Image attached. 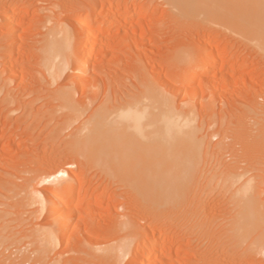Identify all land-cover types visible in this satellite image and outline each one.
Here are the masks:
<instances>
[{
    "label": "rangeland",
    "instance_id": "374dc122",
    "mask_svg": "<svg viewBox=\"0 0 264 264\" xmlns=\"http://www.w3.org/2000/svg\"><path fill=\"white\" fill-rule=\"evenodd\" d=\"M136 1L141 0H0V15L9 10L10 14L17 3L14 24H23L20 39L11 42L2 36L5 20L0 19V74L6 66L4 54L14 50L12 57L18 60L22 54L41 50L43 41L52 38L49 32L54 25L65 31L61 57L70 66L55 81L48 61L32 54L31 60H14L3 72L13 78L10 87L21 93L17 104L0 106L3 116L20 118L18 125L15 119L0 124V264H133L140 248H131L153 228L165 245L182 247L172 255L161 249L153 258L158 264H264V253L246 248L254 230L247 227L244 232L229 224L244 203L248 186L234 183L227 165L264 175V50L249 38L247 24L236 22L246 14L249 0H188L180 7L169 0H142L135 10ZM110 4L122 7L116 12L125 15L123 24L128 17L131 21L120 28L121 36L131 31L135 37L117 48L119 40L103 43L93 36L88 43L93 50L90 70L73 74L71 64L78 52L83 53L81 66L87 60L83 41L89 31H82L76 44L72 32L89 7L98 14L93 21L100 22ZM209 47L215 54L213 63H224L206 74L196 65ZM184 50L190 61L179 63ZM145 73L153 82L146 83L160 86L174 107L192 118L194 136L178 117L162 120L151 108L138 121L142 128L129 126L114 154L103 157L85 147L89 159L78 156L79 162L74 161L78 159L68 149L70 132L80 118L64 106L57 89L79 88L74 100L86 104L87 115L119 86L133 88L141 98L149 86L143 81ZM32 101L39 114L23 111L21 106ZM202 135L210 145L207 153L199 144ZM62 168L79 173L81 182L77 180L85 185L74 183L70 206L74 217L61 244L41 252L36 229L44 226L56 232L63 212L56 217L49 210L41 213L40 204H29L27 196L39 190L45 192V201L50 200L60 189L53 178ZM124 213L136 230L130 229V222L128 228L117 227L116 219ZM215 215L222 218L208 224ZM132 232L139 235L136 240L131 239ZM125 247L130 252L122 255Z\"/></svg>",
    "mask_w": 264,
    "mask_h": 264
},
{
    "label": "bare ground",
    "instance_id": "6f19581e",
    "mask_svg": "<svg viewBox=\"0 0 264 264\" xmlns=\"http://www.w3.org/2000/svg\"><path fill=\"white\" fill-rule=\"evenodd\" d=\"M186 1H188V0H169V2L170 3L172 2L173 5H175V6H176V3L179 4L178 7H180V4H182L183 2H186ZM142 3H143L142 0L136 1L133 8L135 10H137L139 8V6L142 5ZM17 6H18V4L14 3L12 7L10 6L12 8L10 14H9V12H10V10H9V12L7 11L8 14L4 13V16H2V13H1V15H0V16H2L0 19L3 18L2 20H5V22H4L5 27H3L2 30L0 29L2 31V36H3V38L5 36V38H7V40H9L11 42H13L15 40H19L20 39L19 37L22 34L21 30H22L23 24L21 22H19L18 24H14V23H17V21H15L17 18V13H15L16 9L18 8ZM120 7L114 6L113 4H110V6L108 7L104 16H100L101 18L99 17L101 19L100 22H94L93 21L94 18L98 16V14H97V11L94 7H89L88 14L80 21L79 25L72 32L73 42L76 44V42H78V41H76V39L80 35V33L82 31H85V30L89 31L85 40L83 41V48L85 50L84 53H85L87 60L85 62V65L81 66L80 59H81V56L83 53H81V51L78 52V54L76 56L77 60H75L71 64L72 69H73V74L83 73V72L86 73L90 70L89 62H90V58H91V54H92L93 50L91 51L88 49V43L93 36H96L97 38L100 37V40L103 43H108V42H111L114 40H119L121 45L119 44L117 46V48H121V46H123L125 43H127L130 40V38H133L134 33L132 34L131 31H129V34L123 35V36H125V38L123 36H121L120 30L122 29L123 25L127 24L126 22L129 20V17L127 18V15L130 16L131 13H130V10H127L128 12L126 13L127 15L125 17L127 19L123 24V20H125V19L122 18V15L123 16H125V15L121 11L116 12L117 9L120 10ZM126 8H127V6H126ZM247 8L248 9H244V10H246V14L244 13L243 16L239 17L241 19H242V17H244L243 18L244 21H243V19L242 20L240 19L236 22L238 24H241V22L247 24L246 27H247L248 35L250 36L249 38L251 40H255L258 44L257 45L258 48H262L264 50V0H249V6H247ZM26 10L28 11V9H26ZM45 11H46V9H45ZM22 15L24 16V14H22ZM22 22H23V19H22ZM130 22H128V23H130ZM11 27H13V30L10 29ZM114 28H116V29L113 31ZM117 28H118V30H117ZM10 30L12 31L11 33H9ZM126 33H128V31ZM49 34L52 35V38L51 39L46 38L43 41L42 46L39 48L41 50H39V51L35 50L32 54L34 55V58L36 57L35 59H37V60L45 59L46 61H48V64H49L48 68H49L50 74H51L52 78L55 81H57L58 79L65 76L66 74L64 75V72L66 71L67 68H70L69 60L66 61V60H64L65 59L64 57H61L62 53L65 51L64 50V48H65L64 47V41L66 39V36L64 35L65 31L63 29H57L55 25L50 28ZM58 34H61V36L58 37L57 36ZM72 38H70V40H72ZM210 41H211V39H210ZM69 42L71 43V41H69ZM13 47L15 48L14 45L12 46V48ZM74 48H76V46ZM211 50H212L211 47H209V49L202 56L199 63H197V65H196L197 69L198 68L201 69V67H204L203 71L201 70V72H204L206 74L207 73L209 74L211 69L212 68L214 69V66L217 68L219 66V64L222 65L224 63V60H220L219 64H217V63L214 64L213 63V57L215 54L212 53L213 50L212 51ZM13 52H14V50H13ZM13 52H10L9 54H4V57H5V55H6V57L2 58V59H5L6 66H4L5 68L3 69L5 72L9 71L8 66L11 64V62H12V64H14L13 62H15V61L18 62L19 59L22 61L27 60V59H29V60L32 59V57H31L32 54L31 55L30 54L25 55L27 58H25V56L22 54L20 57L18 56L19 57L18 60H15L16 58L13 59L14 56L12 57ZM186 53H187L186 50L182 51V53L180 55H178V56H180L181 61L180 60L177 61V59H178L177 58V59H175V62L177 61V62L181 63L183 60V63H184L186 59L188 61H190V54L188 55V53L187 54ZM18 55H19V53H18ZM62 58H64V59H62ZM187 60H186V62H188ZM5 64H3V65H5ZM10 66H12V65H10ZM241 67H243V65ZM12 69H14V68H12ZM12 69L10 71L13 72ZM4 71H1L2 74H0V91L3 92V94H2L3 96L0 99V104H1L0 106H1V108H2V106H4V108H8L9 106L11 107V105H13V104L18 103L19 95L21 92L18 90L20 92L19 93L16 89H15L16 90L15 91L13 88L10 87V84H11L10 82L13 78L11 75L6 78L3 75ZM14 71H16V70L14 69ZM230 71H232V69ZM197 72H200V71L198 70ZM9 74H11V73H9ZM195 74H197V73H194V75ZM13 75H14V73H13ZM194 75L192 74V76H194ZM230 77L231 76L228 75L226 77V79L228 78V80H229ZM149 79H151V78H149V74H148V77H147V74H146V76H143V81L145 80V84H148V85L150 84L149 81L146 83V81ZM151 83H153L152 79H151ZM159 87H157V85L156 86L154 85L152 87H151V85L147 86V88L144 91L145 93L143 92L144 95L141 98H139L138 94L135 93V90L133 88H130V87L124 88L123 86H119L118 88L113 89V91L111 93H109V96L105 97L102 100V103L99 104L98 107H96L93 111H91L90 114H87V115L85 114V111L87 110L86 104L84 102H79V101L74 100L75 94L80 92L79 88L76 91L66 90L63 88L57 89L59 96L61 98V101L63 102L64 106H66L69 110L74 112L75 117H77L78 119L80 118V123H79L78 127L76 129L74 128L75 130H71V132H70V133H72L71 134L72 137H70L71 140L68 137V139L70 140V142H69L70 144L68 143L69 144L68 149H70V152H72L73 155H76V157H77L76 159H78V160L74 159V161L79 162L78 156L88 158L85 154V150H83L85 147H92L95 150H98L100 155H102L103 157L109 156L110 153L114 154L116 152V150L114 149L115 146L117 145V149L118 148L120 149V146H118V145L123 142V141H121V138L123 137V135H125V133L127 131H129L130 127L138 128V129L143 127V125H141L140 122L138 123V121L141 118H143L145 115H149V110H151V108L155 112L154 115H157L162 120H168L170 118L178 117L177 118L178 120L184 122L183 124L187 128V131L190 134L194 133L195 129L192 125V118L189 116L188 117L185 116L186 113H184V110L179 109L180 108L179 106H178L179 108H175L177 106L174 105V101L173 102L171 101V98H170L171 96L170 97L167 96V94H165L164 91H161L159 89ZM30 88L32 90L35 89L34 86H31ZM97 96L93 97L94 101L97 100ZM89 100H90V98H89ZM21 107H22L23 111H25V112L26 111L27 112L28 111H30V112L36 111L34 101H32L31 103H28V104L26 103V104H24V106H21ZM18 108L20 109V106ZM36 112H37L36 114H39V110H37ZM23 114H25V113L23 112ZM3 115H4V113H3ZM3 115L1 112L0 113V124L9 125L15 119V117L13 118V116L11 117L10 115H5V116H3ZM19 119L20 118L15 119V122L17 125L19 123L18 122ZM35 125H36V123H35ZM37 125H38V123H37ZM29 127L31 130H34V128H35L34 125H32V124H31V126L29 125ZM191 135L194 136V134H191ZM204 138H205V136L202 135L198 138V140H199V144L201 146L203 145V149H204L203 151L205 153H207L209 151L210 145L207 142V140L205 141ZM0 141H1V139H0ZM93 154H95V152ZM80 160L82 161V163H84V161H83L84 159L80 158ZM74 161H72V162H74ZM220 162H222V161L220 160ZM69 163H71V162H69ZM239 167H237V168H239ZM63 168L60 171L58 170L59 171L58 174L55 173L56 175H54L53 180L56 181V183L59 182L58 187L60 186V189L51 195L50 200H48V201H45L46 199L44 200V197L46 198V196H45L46 194H44L45 193L44 191L38 190L36 192H30L28 194V196L26 193L29 191H27L25 193V195L28 198V199L27 198L26 199L28 200L29 204L30 203L36 204L35 202H38L40 204L41 213L43 211L46 212L49 210V213H51V216L56 217V215H58L59 212H61V211L63 212V220L59 224L56 232L53 233V231H51V229L44 227V226H41L37 229L34 228V229H36L35 235L37 234L36 239L41 241L42 242L41 245H43L42 248H41V246L39 248L41 252L44 249H46V247H48V246L53 248L54 246L57 247L58 244H61L60 242L64 238L65 231L69 228V226L73 220V217H74L72 209L70 208V206L72 204V200H73V199H71V195L73 193L74 183H76L80 179V177H78V175H79L78 172H77L78 174H75V172L69 173V170H67V169L63 170ZM227 168H229L228 171H230V175L233 177L234 183H238V184L248 186V190H247V194L245 195L246 198L244 199V203L241 205L238 213L231 216V218L229 219V224L230 225H232V224L237 225L238 229H240V231L243 230L244 232H246L247 227H250L251 230H254L252 240L248 244H246L247 245L246 248L248 251H252L254 253L261 252L263 254L264 253V200L261 197L264 193V190H262L263 186H264V175L253 174V172H250L249 169L244 168V167H240L244 171H239V169H237L236 166H234V165L233 166L227 165ZM79 181H78V183L81 182V181L80 182ZM80 184L83 185L84 183H80ZM24 191H25V189H24ZM26 196H24V197H26ZM81 198H83V196L80 195L79 201L80 200L82 201ZM27 200H26V202H27ZM98 200H101V198ZM73 203H74V201H73ZM94 203H95V201H94ZM98 204H99V202H98ZM35 212H38V211H35ZM38 213H36V216L38 215ZM41 217H43V216H41ZM1 218H2V216H1ZM221 218L222 217L215 215L211 219H208L207 223L213 224V223L217 222L218 220H220ZM129 220H130L129 216L124 213L122 215L121 219H120V217H119V219H116L117 227L118 226H120V227L125 226L128 228V226L131 225L132 227H130V229L131 230H132V228L135 229L137 226L135 227L134 226L135 224L133 223V221L132 220L129 221ZM129 222H130V225H129ZM132 224H134V225H132ZM34 229H32V231ZM133 233L134 232L131 233L132 234L131 239L136 240L137 237H139V235L136 236ZM141 235H143V234H141ZM21 239H20V241H21ZM142 239H141L142 240L141 242L139 241V243H140L139 245H137L135 243L137 246L134 244V248H131V249H134V251H136L140 248V251L137 252L138 254L134 255L133 264H158L157 261H153V258L155 255L159 254L161 249H163L164 252L168 255H172L174 253V250H176V252H178L182 249L181 246H179L178 248H175L174 245H165L164 240H163V236L158 235L157 228H155V229L153 228L151 230L150 234L147 236L144 235V238H142ZM130 242H131V240H130ZM125 249H126V247L124 249H122V251H121L122 255L124 254L125 251L127 252V250H125ZM108 251H110V250L105 249L104 252L107 253ZM129 252H127V254Z\"/></svg>",
    "mask_w": 264,
    "mask_h": 264
}]
</instances>
